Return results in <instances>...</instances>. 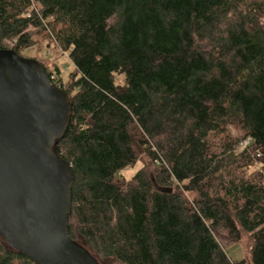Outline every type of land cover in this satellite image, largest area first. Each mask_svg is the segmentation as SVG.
Here are the masks:
<instances>
[{"label": "trees", "instance_id": "16d2710c", "mask_svg": "<svg viewBox=\"0 0 264 264\" xmlns=\"http://www.w3.org/2000/svg\"><path fill=\"white\" fill-rule=\"evenodd\" d=\"M34 30L72 63L38 60L72 104L69 237L100 264H244L245 234L264 264V0H0L1 50ZM0 264L35 263L0 236Z\"/></svg>", "mask_w": 264, "mask_h": 264}, {"label": "water", "instance_id": "95a60500", "mask_svg": "<svg viewBox=\"0 0 264 264\" xmlns=\"http://www.w3.org/2000/svg\"><path fill=\"white\" fill-rule=\"evenodd\" d=\"M71 113L39 61L0 49V236L35 264H100L68 235L74 174L53 145Z\"/></svg>", "mask_w": 264, "mask_h": 264}, {"label": "rangeland", "instance_id": "374dc122", "mask_svg": "<svg viewBox=\"0 0 264 264\" xmlns=\"http://www.w3.org/2000/svg\"><path fill=\"white\" fill-rule=\"evenodd\" d=\"M36 32V30L33 31V33L35 34L34 37L38 40L35 45L36 47L32 46L30 48L25 49L21 53L22 56L25 58H33L37 61H43L45 65L49 66V69L52 70V72L55 66L59 65L63 80L67 81L69 72L72 70V63L68 59L67 54H63V51L58 46H56L54 42L47 44V39H43L44 33L42 34ZM44 58H47L49 62ZM123 78L124 77L122 76H118L117 80L119 82H122ZM143 164H149V160L145 156H141L139 161H137L133 166L122 170L121 175L126 180H129L137 171V169ZM226 252L233 262H239L241 260H244V264H251L249 255V240L248 236L245 234H242L238 243L229 246Z\"/></svg>", "mask_w": 264, "mask_h": 264}, {"label": "built area", "instance_id": "2783aa9c", "mask_svg": "<svg viewBox=\"0 0 264 264\" xmlns=\"http://www.w3.org/2000/svg\"><path fill=\"white\" fill-rule=\"evenodd\" d=\"M51 78H53V76L51 77ZM249 139H247V140H245L244 142H243V146H246L248 143H249Z\"/></svg>", "mask_w": 264, "mask_h": 264}]
</instances>
